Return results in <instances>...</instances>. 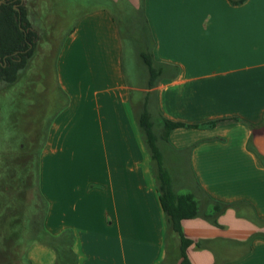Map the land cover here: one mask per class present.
Instances as JSON below:
<instances>
[{
	"label": "crops",
	"instance_id": "crops-1",
	"mask_svg": "<svg viewBox=\"0 0 264 264\" xmlns=\"http://www.w3.org/2000/svg\"><path fill=\"white\" fill-rule=\"evenodd\" d=\"M45 1L46 9L58 1L64 12L79 13L56 54L67 104L40 151L39 193L47 206L35 238L50 236L75 264H181L136 119L140 100L155 91L160 116L198 126L169 133L173 148L191 147L182 160L193 183L177 181L178 192H191L195 182L201 204L211 197L237 205L220 214L219 225L182 221L191 262L264 264V0L22 3L33 13ZM111 4L130 10V27L133 11L144 22L142 50L162 69L155 87L148 88L147 65L138 69L133 40L136 62L127 73L126 40ZM65 234L72 252L63 250ZM48 246L29 250L31 264H56Z\"/></svg>",
	"mask_w": 264,
	"mask_h": 264
},
{
	"label": "rangeland",
	"instance_id": "rangeland-1",
	"mask_svg": "<svg viewBox=\"0 0 264 264\" xmlns=\"http://www.w3.org/2000/svg\"><path fill=\"white\" fill-rule=\"evenodd\" d=\"M57 3L54 2L49 9H46L45 1L44 9H40L41 6H39L36 12L27 11L28 18L32 20L35 18L38 23L34 27L40 34L36 51L19 80L0 90V189L5 192L4 203L7 207L5 212L2 206L0 224H3L2 228L8 234L7 239H0V247L6 252V259L1 258L0 264H31L28 257L29 250L38 243H45L48 246L45 242L48 237L40 235L39 240L35 238V230H43L41 226L43 227L45 212L43 198L41 195L38 197L36 190L37 183V189L40 191L39 180L36 181L39 175L38 156L48 136L50 125L66 106L67 98L57 85V56L54 57L53 53H49L45 59V51H48L52 45L59 47L58 42L69 33L77 13L76 11L64 12L60 7L65 3L59 4L58 1ZM109 8L114 12L121 28L125 29L127 21L124 15L127 11H121L112 4ZM137 14L133 11V17L142 21ZM134 29H136L134 35L138 38L134 46L141 51L144 45L140 43L138 28ZM125 40L127 47L125 65L127 73L130 74L134 71L133 64L136 61L134 53L131 52L133 45L129 43L131 39L126 37ZM137 65L140 70H143L145 66L139 55ZM131 77L134 78V75ZM34 136L37 139L33 142L35 146L31 150L30 141ZM18 152L21 160L12 165L10 160ZM1 160L7 162L4 161L2 165ZM4 165L9 169H2L1 166ZM167 166L171 168L172 165L168 162ZM175 167H173L172 175L177 177ZM180 172H183V166ZM176 181L179 179L176 178ZM14 210L17 211V216L12 215ZM207 211H211V208ZM32 217L36 223H32Z\"/></svg>",
	"mask_w": 264,
	"mask_h": 264
},
{
	"label": "trees",
	"instance_id": "trees-1",
	"mask_svg": "<svg viewBox=\"0 0 264 264\" xmlns=\"http://www.w3.org/2000/svg\"><path fill=\"white\" fill-rule=\"evenodd\" d=\"M233 1L242 2L244 0ZM121 11H127L124 15V19L126 21L130 20L131 16L128 13L130 10L128 8H122ZM140 13L142 15V8L140 9ZM142 22L143 21H139L136 18L133 20L131 28L127 21L125 29L121 28L124 38L126 39V37H129L136 43L138 38L134 35V31L136 30L134 28H138L140 43H142L141 32H143L144 25V22ZM39 35L38 30L33 27L28 18L27 7L22 3V0H0V90L6 85L16 83L22 72L28 68L30 59H32L36 51ZM58 43L61 44L60 41ZM59 47L56 45L50 46L48 51H45V59L48 57L49 53H53L55 57L57 53L56 50H58ZM140 55L147 65L151 80L153 81H149L148 88H153L157 85L158 79H160L162 75V69L158 65H155L152 55L144 52V50H141ZM136 119L140 134L150 155L152 173L156 181L160 202L165 213L167 233L168 235H175L179 240V257L181 259V264H193L187 254V249L192 243V240L185 236L182 229V221L184 219L202 217L215 225H219L218 218L220 214L230 206L237 207V205L236 203L231 204L218 201L211 197H206L205 202L201 204L194 192L195 182L194 186L191 188V192H178V188H176L178 186L176 185V178L179 179L180 186L184 184L189 187V184L193 183L192 172L188 169V165L184 164L182 160L186 158L185 154L186 152L189 153L191 147L182 150L173 148L169 141V133L178 127H198L197 125L174 122L160 116L156 109L155 91L146 92L144 97L140 100V105L136 112ZM215 123L216 122H211L210 124L214 125ZM20 160L21 156L18 152L13 155L10 161L13 165L15 164L14 162L17 163V161ZM1 161H3L2 165L4 161L7 162L6 160ZM168 162L172 165L171 168H168ZM174 166H176L175 171L177 177L172 175ZM182 166L183 172H180ZM1 167H3L2 169L4 170L9 169L5 167V165ZM184 179H186V181ZM15 181L17 182L18 179L16 178ZM36 181H38V179H36ZM36 190L39 197L40 193L37 189V183ZM4 197H6L5 192L3 189H0V213L2 212V206L5 212L7 209L4 203ZM46 206L47 204L43 201V208L45 211ZM209 208H211L210 212L212 213H207ZM12 215L17 216V211L14 210ZM31 221L32 223H36L33 217ZM2 226L3 224H0V239H7V231L4 230ZM33 227L35 228L36 226L33 224ZM43 236L48 237L45 242L49 246L55 248L57 253L56 264L76 263L75 257H69L68 259L67 257L62 258L63 252L59 249L58 245L51 241V238H49L50 236H46L45 233ZM59 239L61 242L63 240V250L65 251V249H67L72 252V236L65 234L63 237H59ZM1 258L6 259V252L0 247V259Z\"/></svg>",
	"mask_w": 264,
	"mask_h": 264
},
{
	"label": "flooded vegetation",
	"instance_id": "flooded-vegetation-1",
	"mask_svg": "<svg viewBox=\"0 0 264 264\" xmlns=\"http://www.w3.org/2000/svg\"><path fill=\"white\" fill-rule=\"evenodd\" d=\"M36 139H37L36 136H34V138H32V140L30 141V144H31L30 149L31 150L34 148L33 146H35L33 142L36 141Z\"/></svg>",
	"mask_w": 264,
	"mask_h": 264
}]
</instances>
